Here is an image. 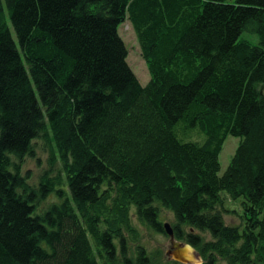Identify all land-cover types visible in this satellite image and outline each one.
Returning <instances> with one entry per match:
<instances>
[{
  "label": "trees",
  "instance_id": "1",
  "mask_svg": "<svg viewBox=\"0 0 264 264\" xmlns=\"http://www.w3.org/2000/svg\"><path fill=\"white\" fill-rule=\"evenodd\" d=\"M135 221L202 264H264V0H0V264H181Z\"/></svg>",
  "mask_w": 264,
  "mask_h": 264
},
{
  "label": "rangeland",
  "instance_id": "2",
  "mask_svg": "<svg viewBox=\"0 0 264 264\" xmlns=\"http://www.w3.org/2000/svg\"><path fill=\"white\" fill-rule=\"evenodd\" d=\"M118 31L128 48L127 62L133 69L140 83L142 85H145L149 80V73L145 60L143 59L140 53V48L138 46L133 28L130 25V23L126 21L123 24L119 25ZM240 37L248 39L252 42L257 41V37L255 34L246 31H243L240 34ZM239 140H240L239 137L229 135L224 141L222 150L219 154L220 174L224 172V170L226 169ZM48 169H49V164L47 161V155L41 149L40 145L36 144L35 156L25 157L22 165V173L28 172L30 181L35 182L37 181L38 176ZM225 206L227 207V209L230 210L229 213L226 214L224 217L226 223L232 225L239 224L241 221L239 215L242 212V207L239 199L236 201L227 199V203L225 204ZM165 215H166L165 218L170 221L171 214L166 213ZM135 223L141 235V239H140L141 244L144 245L149 252L153 254H157L160 258H164L165 260L170 258L168 251L171 250L170 248L171 244L168 235L155 232L152 229H150L148 226L142 225L137 221H135ZM216 263L226 264L222 260L221 261L218 260L216 261Z\"/></svg>",
  "mask_w": 264,
  "mask_h": 264
},
{
  "label": "water",
  "instance_id": "3",
  "mask_svg": "<svg viewBox=\"0 0 264 264\" xmlns=\"http://www.w3.org/2000/svg\"><path fill=\"white\" fill-rule=\"evenodd\" d=\"M165 232L170 239L168 254L171 259L183 264H202L203 260L196 249L190 244L175 240L173 230L168 223L164 224Z\"/></svg>",
  "mask_w": 264,
  "mask_h": 264
}]
</instances>
